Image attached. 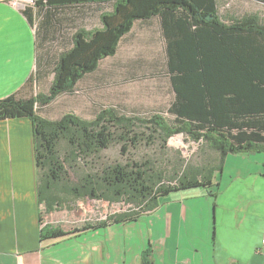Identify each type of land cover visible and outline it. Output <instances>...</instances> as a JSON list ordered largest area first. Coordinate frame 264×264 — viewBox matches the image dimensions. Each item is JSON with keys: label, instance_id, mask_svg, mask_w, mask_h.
<instances>
[{"label": "trees", "instance_id": "1", "mask_svg": "<svg viewBox=\"0 0 264 264\" xmlns=\"http://www.w3.org/2000/svg\"><path fill=\"white\" fill-rule=\"evenodd\" d=\"M53 1L45 0L50 6ZM112 1V10L100 13L102 27L77 31L53 57L47 90L0 98V119L23 116L31 122L37 200L45 212H54L68 195L123 200L132 208L109 218L131 219L153 210L174 190L216 186V173L228 154L264 152V21L259 11L222 15L218 0ZM155 18L159 29L153 30L164 44V74L172 90L166 108L171 118L161 113L125 114L113 106L101 107L88 119L70 111L56 118L41 114L39 110L59 95L72 92L101 59L114 55L137 23L154 26ZM44 72L31 73L25 87H32L33 79L39 80ZM178 132L216 156L168 175L147 161L130 160L101 165L76 180L71 177L75 163L88 161L113 143L127 149L143 140L165 142ZM74 231L45 224L40 234L54 238Z\"/></svg>", "mask_w": 264, "mask_h": 264}, {"label": "crops", "instance_id": "2", "mask_svg": "<svg viewBox=\"0 0 264 264\" xmlns=\"http://www.w3.org/2000/svg\"><path fill=\"white\" fill-rule=\"evenodd\" d=\"M40 2L0 0V98L35 93L38 79L25 87L31 73L49 71L53 57L75 33L102 27L101 11L113 7L112 0ZM226 13L242 14L236 9ZM153 23L158 30L157 18ZM263 164L264 152L230 153L216 173L214 195L207 194L202 204L185 194L173 201L161 197L144 213L152 218L57 215L42 211L37 200L29 118L0 119V264H264ZM45 224L78 230L42 237Z\"/></svg>", "mask_w": 264, "mask_h": 264}, {"label": "rangeland", "instance_id": "3", "mask_svg": "<svg viewBox=\"0 0 264 264\" xmlns=\"http://www.w3.org/2000/svg\"><path fill=\"white\" fill-rule=\"evenodd\" d=\"M234 3V0H227L222 4L220 2V14L223 15L228 10L234 9L242 14L259 11L264 21V4L256 1L247 4ZM242 8L247 11H240ZM163 45V41L151 26H140L137 23L132 28V32L118 43L114 55L101 59L93 72L84 74L77 81L72 92L59 95L39 111L44 116L54 118L70 111L88 119L92 118L101 107L113 106L125 114L150 116L153 113H161L164 117L171 118L166 112L172 98V90L164 74ZM52 73V70L42 73L39 79V91L48 89ZM141 130L149 132L144 128ZM214 156L216 154L200 142L188 139L186 135L178 132L165 142L148 143L143 140L136 146H128L127 149H123L121 144L113 143L101 153L90 157L88 161L79 160L75 163L71 177L76 180V177L82 173L94 171L101 165L125 163L130 160L147 161L154 169H163L168 175L180 166L199 164L206 157ZM215 187L208 188L212 191ZM208 188L198 186L174 190L162 197V200L163 202L173 201L175 198L180 200L181 195L185 194L186 197H192L202 204L208 197ZM64 196L66 198L62 200L61 206L54 211L58 212L57 215L60 212H67L79 213L83 218L89 214L115 216L132 208L123 200L109 202L99 198L74 199L68 195ZM48 216H51V213ZM142 217L152 218L153 215L144 214Z\"/></svg>", "mask_w": 264, "mask_h": 264}, {"label": "built area", "instance_id": "4", "mask_svg": "<svg viewBox=\"0 0 264 264\" xmlns=\"http://www.w3.org/2000/svg\"><path fill=\"white\" fill-rule=\"evenodd\" d=\"M11 1L13 3H19L23 0H11ZM26 2H33V0H26ZM260 243H261V250H264V234H263V236H261Z\"/></svg>", "mask_w": 264, "mask_h": 264}]
</instances>
